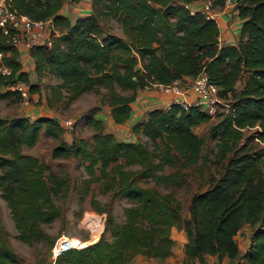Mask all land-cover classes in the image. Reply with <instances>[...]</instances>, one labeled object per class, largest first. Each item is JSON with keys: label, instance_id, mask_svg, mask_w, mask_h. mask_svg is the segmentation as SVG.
I'll return each instance as SVG.
<instances>
[{"label": "trees", "instance_id": "obj_1", "mask_svg": "<svg viewBox=\"0 0 264 264\" xmlns=\"http://www.w3.org/2000/svg\"><path fill=\"white\" fill-rule=\"evenodd\" d=\"M6 1L33 19L51 18L59 30L50 44L29 49L36 76L57 79L48 84V105L58 100L69 104L85 92L104 88L103 101L113 120L123 123L139 88L171 84L203 71L218 84L221 96H232L231 110L217 114L207 135L196 127L214 116L194 104L149 110L132 124V131L145 140H122L105 131L103 120L95 117L96 107L83 116L94 128L91 139L74 137L70 142L53 116L0 117V196L10 207L16 237L26 243L46 239L49 249L55 241L42 224L61 215L54 198L66 178L23 152L43 133L57 141L52 157L79 158L91 180L106 178L103 189H114L115 196L131 202L121 221L109 216L98 240L63 251L56 264H128L139 254L163 260L174 253V227L186 230L188 264H205L208 255L264 264V148L239 146L245 130L254 127L264 142V0H238L234 11L244 22L236 44L221 42L215 18L203 10L192 13L197 0H92L93 12L74 22L61 12L65 0ZM224 3L215 0L217 6ZM101 16L115 18L125 39L105 32ZM0 52L12 72L0 73V97L14 95L17 101L15 91L1 88L17 79L28 83V73L18 48L1 30ZM245 72L238 91L236 84ZM29 88L36 89L32 84ZM207 138L216 141L215 157L228 163L215 183L192 196L186 218L184 202L174 189L183 185L190 169L202 164ZM246 226L253 227L251 242L242 253L236 237ZM8 235L0 214V264L17 263Z\"/></svg>", "mask_w": 264, "mask_h": 264}, {"label": "rangeland", "instance_id": "obj_2", "mask_svg": "<svg viewBox=\"0 0 264 264\" xmlns=\"http://www.w3.org/2000/svg\"><path fill=\"white\" fill-rule=\"evenodd\" d=\"M61 12L67 15L71 22H74L77 17L93 12V1L65 0L61 7ZM100 23L102 24L105 32H109L119 38L125 39L121 25L115 18H106L105 16H101ZM220 35H223L222 31ZM21 63L22 69L28 73V84L35 85L36 89L31 90L27 103L23 102L21 99L16 101L14 95L0 97V117L7 118L15 115H28L30 117H35V114L37 113L46 114L48 112H53V114H57L60 118H63L65 131L62 137L65 140L70 142L71 138L74 137H86L91 139L94 128L86 121L85 118H83V116L95 107L99 108V110H103L105 113H108L111 110L107 102L103 101V99H105L106 89L101 88L98 93L94 91L85 92L69 104L64 103L63 100H58L52 105H48V84L56 82L57 79L48 74H45L41 78L37 77L34 72V66L31 68V63L34 65L33 59L29 60L27 57L22 58ZM247 75L248 73L245 72L242 78L237 82L236 90L239 91L243 88ZM1 90L5 91L3 87ZM231 97L225 98V103L220 107L219 112H227V107L229 104H232ZM69 118H71L72 121L74 119L73 122L76 124L74 128L72 127L73 129L71 128V120ZM218 119L219 117L215 115L210 122L197 127V132L201 135H207V130L211 123L217 121ZM111 129L112 128L110 126H104L105 131H109ZM257 129V127H254L245 130V136L239 146H243L244 149H263L264 142L256 137ZM138 138L145 140V137L135 134V140ZM127 139L129 140V138ZM56 143L57 141L54 138L46 136L42 133L32 147L23 148V152L33 154L41 160L47 162L51 171L66 178L65 187L58 194V196L54 198L56 203L62 207L61 215L50 223L42 224V227L47 234L53 238L66 234L69 236H76L81 239H88L89 225L82 221L84 213L88 211L105 212L106 222L109 216H112L116 221H121L123 219L124 207L130 205L131 202L125 196H115L114 189H103V184L106 182V178L91 180L88 173L84 169L83 161L79 158L52 157L51 150ZM215 144V140L211 138L206 139L204 160L199 167L200 169L198 167L190 169L189 176L187 175L184 177L185 181L183 185L174 189L178 197L184 202L183 214L186 218H188L191 214L190 205L192 196L197 192L207 189L225 172L228 160L227 158L219 160L215 157ZM171 170V168L168 169V171ZM0 214L2 224L9 233V242L17 254L16 264H51L49 255L50 249L46 239H41L33 243H26L16 237L17 231L11 217L10 207L1 196ZM92 226L93 228H97L93 232L96 237L101 225L93 223ZM252 228L253 227H251V230ZM182 233L184 235L186 234L185 237L187 236L184 228L174 227L173 237L176 242L178 241V236ZM106 235L108 236V232ZM76 237L73 238L77 239ZM187 240L188 236L187 239L185 238L184 240V245ZM89 241H91V239L87 240V242Z\"/></svg>", "mask_w": 264, "mask_h": 264}, {"label": "built area", "instance_id": "obj_3", "mask_svg": "<svg viewBox=\"0 0 264 264\" xmlns=\"http://www.w3.org/2000/svg\"><path fill=\"white\" fill-rule=\"evenodd\" d=\"M196 2L199 3L200 6L199 8L191 7L192 13H195L197 10H203L209 14L210 17L217 20V13L215 11L217 7H223L225 10L232 11L234 10L238 0H225V3L222 6H217L215 4V0H197ZM0 30L3 34L9 36V40L14 46L17 48L19 46H23L28 50L37 44H50L51 36L59 33L58 28L55 26L51 18L33 19L25 13L12 9L6 0H0ZM220 40L222 42L221 35ZM2 57L3 53L0 52V73L3 75H10L12 73L11 68L2 62ZM150 86H158L167 91L176 93L177 97L175 98L174 103H179L185 108H188L193 104L199 105L213 116L219 113L220 107L225 103V97L220 94V87L205 71L199 73L193 78L192 87L197 93V99L193 103L182 97L185 89L181 86V79L175 80L171 84L154 83ZM4 89L15 91L23 102H28L30 97V88L26 81L17 79L4 86ZM226 110L227 112L231 110V104H229ZM70 123L72 128V121ZM105 219V212L88 211L84 213L82 221L89 225L88 239H91L90 243L99 239L104 230ZM93 223L101 225L96 237L93 232L97 228H93ZM73 237L76 236L62 234L55 238V241L49 251L51 264H56V258L63 251L69 248L85 247L90 244L87 242L88 239H81L79 237H76V242L72 244L71 239Z\"/></svg>", "mask_w": 264, "mask_h": 264}, {"label": "crops", "instance_id": "obj_4", "mask_svg": "<svg viewBox=\"0 0 264 264\" xmlns=\"http://www.w3.org/2000/svg\"><path fill=\"white\" fill-rule=\"evenodd\" d=\"M199 6V3L197 2L191 4V7L199 8ZM215 11L217 13V22L223 33L222 42L228 44H236L239 39V34L244 20H242L234 10L228 11L223 7H217ZM18 50L21 53L20 60L26 57L29 60H32L27 48L19 46ZM33 66V63H31V68H33ZM193 78L194 77L192 76H186L181 80V86L185 89L184 95L182 97L191 103H193L197 99V93L192 87ZM176 97V93L167 91L161 87L145 86L137 90L136 97L131 103L130 117L125 122L116 123L113 120L110 111L108 113H105L103 110H99L95 113V117L103 120L105 127L110 126L112 129L109 131H111L119 139L128 140L127 138H129V140H135V134L132 131V124L143 119L147 115V112L149 110L170 106L172 103H174ZM35 115L53 116L57 118L63 125V118H60L57 114H53V112H48L46 114L37 113ZM69 119L71 120V118ZM251 232V226H246L236 237L242 253L245 252L250 245ZM185 235L182 233L178 236V241L176 242L174 253L170 257H167L164 260H159L152 257H145L139 254L128 264H187L184 247V240L185 238L187 239V236L185 237ZM240 262L249 264L246 258H241ZM196 264L199 263L197 262ZM205 264H239V262L234 263L228 256L224 257L223 259H219L218 256L208 255L206 257Z\"/></svg>", "mask_w": 264, "mask_h": 264}, {"label": "bare ground", "instance_id": "obj_5", "mask_svg": "<svg viewBox=\"0 0 264 264\" xmlns=\"http://www.w3.org/2000/svg\"><path fill=\"white\" fill-rule=\"evenodd\" d=\"M71 242H72V244H74L76 242V239L72 238Z\"/></svg>", "mask_w": 264, "mask_h": 264}]
</instances>
